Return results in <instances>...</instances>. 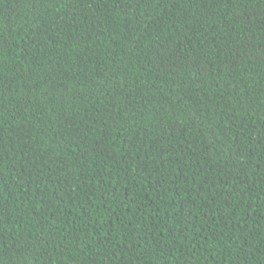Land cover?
<instances>
[{
  "label": "trees",
  "instance_id": "trees-1",
  "mask_svg": "<svg viewBox=\"0 0 264 264\" xmlns=\"http://www.w3.org/2000/svg\"><path fill=\"white\" fill-rule=\"evenodd\" d=\"M0 264H264V0H0Z\"/></svg>",
  "mask_w": 264,
  "mask_h": 264
}]
</instances>
